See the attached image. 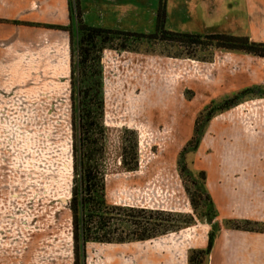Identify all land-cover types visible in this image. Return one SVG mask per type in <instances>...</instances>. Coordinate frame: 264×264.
<instances>
[{"label": "rangeland", "instance_id": "374dc122", "mask_svg": "<svg viewBox=\"0 0 264 264\" xmlns=\"http://www.w3.org/2000/svg\"><path fill=\"white\" fill-rule=\"evenodd\" d=\"M69 13L65 24L48 15L39 28L1 33L0 264H88L75 255L68 205L88 86L104 99L107 202L171 211L181 227L120 246L128 255L122 264H135L130 249L138 246L143 264L167 262L166 250L151 252L157 244L172 248L174 264H190L210 240L211 254L199 255V264H264V212L251 208L264 190L253 185L264 169L257 161L264 156V57L205 36L110 35L101 62L92 51L83 66L81 32ZM134 20L125 30L154 33L133 29ZM195 130L197 141L187 144ZM90 264L109 263L95 257Z\"/></svg>", "mask_w": 264, "mask_h": 264}, {"label": "trees", "instance_id": "16d2710c", "mask_svg": "<svg viewBox=\"0 0 264 264\" xmlns=\"http://www.w3.org/2000/svg\"><path fill=\"white\" fill-rule=\"evenodd\" d=\"M71 18L76 20L81 32L79 56L80 63L87 66L92 51L99 52L98 59L101 62L103 51L108 48L109 42H114L110 35H125L138 38H159L169 35L171 39H200L202 36L218 40L219 47L237 49L247 53L264 57V43L252 41L247 36H234L228 34H190L169 31L165 28L167 0H160L157 15V29L154 33H141L123 31L112 28L98 27L87 24L82 15L81 0H70ZM110 44V43H109ZM91 46V47H90ZM111 49L127 50L126 45ZM102 81L98 82V86ZM92 87L85 88L86 92L80 100L79 140L75 141L74 149V181L72 197L69 208L73 216V240L75 255L82 253L83 261L86 257V244L88 242L102 243H126L153 239L176 229L179 225L172 224L170 218L174 216L171 211L160 209L149 210L144 207L125 205H111L106 200V178L101 165L104 154V129L99 121L103 114L104 99L96 92L90 94ZM197 141L196 130L194 136L187 144ZM78 153L80 156H78ZM125 165H128L125 160ZM138 160L129 166V170H135ZM160 215V218L151 216ZM165 217L163 218V216ZM151 220H160L158 223ZM118 227L112 229L111 225ZM128 227V228H126ZM132 228V229H130ZM119 229V230H118ZM129 229V230H128ZM120 231V233H119ZM213 248V240H210L206 249H198L190 257V264H199L198 256L210 255ZM198 261V263H197ZM76 264L77 260H76Z\"/></svg>", "mask_w": 264, "mask_h": 264}, {"label": "crops", "instance_id": "0c3cea01", "mask_svg": "<svg viewBox=\"0 0 264 264\" xmlns=\"http://www.w3.org/2000/svg\"><path fill=\"white\" fill-rule=\"evenodd\" d=\"M64 2L65 0H0V37L4 32L12 34L28 27L39 28L43 24L42 18L48 15L54 20L59 19L61 24L69 22L70 10L68 3L65 5ZM159 4L160 0H81L82 15L87 24L123 31L131 29L129 19H135L133 29L155 32ZM90 17L94 19L89 21ZM144 18L149 19L147 25H138L139 20ZM165 28L190 34L247 36L252 41L264 43V0H167ZM158 91L159 95L168 93L166 88ZM257 161L264 162V156ZM255 172L263 174V180L256 178L253 185L264 188V169ZM251 208L264 212V190L263 198L257 197ZM146 241L148 240L126 243L88 242L86 259L88 264L95 257L106 263L108 261L109 264H122L123 258L128 255L127 250L120 246ZM160 245L157 244L158 247L152 248L151 252L157 253L159 248L164 249L170 253V259L159 264H174L176 255L171 251L172 248ZM130 251L135 254L134 260L131 258L135 264H143V248L138 246ZM158 260L159 258L154 260V264H158Z\"/></svg>", "mask_w": 264, "mask_h": 264}]
</instances>
